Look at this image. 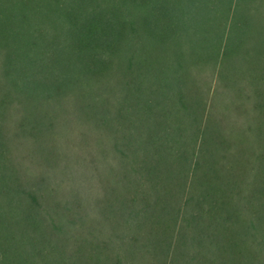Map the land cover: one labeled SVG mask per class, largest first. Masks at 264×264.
I'll return each mask as SVG.
<instances>
[{"label":"trees","instance_id":"1","mask_svg":"<svg viewBox=\"0 0 264 264\" xmlns=\"http://www.w3.org/2000/svg\"><path fill=\"white\" fill-rule=\"evenodd\" d=\"M59 255L264 264V0H0V264Z\"/></svg>","mask_w":264,"mask_h":264},{"label":"rangeland","instance_id":"2","mask_svg":"<svg viewBox=\"0 0 264 264\" xmlns=\"http://www.w3.org/2000/svg\"><path fill=\"white\" fill-rule=\"evenodd\" d=\"M35 167L36 166H34L33 168H32V170H34L35 169ZM60 256V258L58 259V264H72V258H70V257H67V256H61V255H59ZM54 264H56V261L54 262Z\"/></svg>","mask_w":264,"mask_h":264}]
</instances>
